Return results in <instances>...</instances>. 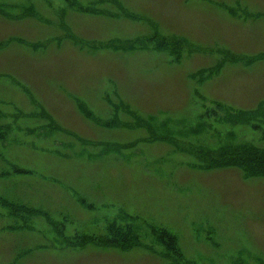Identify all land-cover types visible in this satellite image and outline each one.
Wrapping results in <instances>:
<instances>
[{
  "label": "rangeland",
  "instance_id": "rangeland-1",
  "mask_svg": "<svg viewBox=\"0 0 264 264\" xmlns=\"http://www.w3.org/2000/svg\"><path fill=\"white\" fill-rule=\"evenodd\" d=\"M0 130V264H264V0H0Z\"/></svg>",
  "mask_w": 264,
  "mask_h": 264
},
{
  "label": "trees",
  "instance_id": "trees-1",
  "mask_svg": "<svg viewBox=\"0 0 264 264\" xmlns=\"http://www.w3.org/2000/svg\"><path fill=\"white\" fill-rule=\"evenodd\" d=\"M112 120L113 118L118 117L117 111L112 110ZM111 120V121H112ZM175 133L183 135L186 134L188 136L189 132H183L181 130L175 131ZM4 133L0 130V142L4 141ZM191 146L195 147L196 144H191ZM223 147H230L228 149ZM218 146V149L215 150L216 153H220L221 150H224V154L228 153L231 150L237 151L240 153L239 155L235 156L232 155L231 160H220L217 163H214V166H223V167H233V168H242L245 170L246 174H254L255 176L264 177V150H257L253 153L244 152L242 150V145L240 144H234V145H228V146ZM203 148V147H202ZM204 149V148H203ZM209 149H206L204 151H208ZM243 152H242V151ZM254 167L255 170H251L250 167ZM19 173H24L23 171L18 170ZM0 206H2L5 210H14L15 212L21 211L25 209L20 201L18 200H9L6 198H3L0 196ZM28 211L27 209H25ZM30 211V210H29ZM37 214H40L43 217H46L48 220H50L47 213L43 212H36ZM9 217L11 215H8ZM157 232H154V235H152L157 240V245L166 247L169 251H175L176 248V237L172 234H170L168 231L164 229H156ZM107 232V243L108 245L116 246L118 245L121 248H126L127 246H132V240H137L138 238L134 235V233L131 231V228L127 225L120 226L115 223H111L107 225L106 228ZM82 240L84 241L86 239V235H83ZM81 239V237H80ZM93 240L96 238L93 237ZM100 239V238H99Z\"/></svg>",
  "mask_w": 264,
  "mask_h": 264
}]
</instances>
